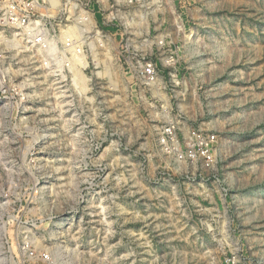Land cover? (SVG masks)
Listing matches in <instances>:
<instances>
[{
  "label": "rangeland",
  "instance_id": "obj_1",
  "mask_svg": "<svg viewBox=\"0 0 264 264\" xmlns=\"http://www.w3.org/2000/svg\"><path fill=\"white\" fill-rule=\"evenodd\" d=\"M80 3L0 21V264H264V0Z\"/></svg>",
  "mask_w": 264,
  "mask_h": 264
},
{
  "label": "built area",
  "instance_id": "obj_2",
  "mask_svg": "<svg viewBox=\"0 0 264 264\" xmlns=\"http://www.w3.org/2000/svg\"><path fill=\"white\" fill-rule=\"evenodd\" d=\"M51 0H0V21L3 26H7L15 31V33L21 37L25 36L28 40V43L32 44L34 36L36 37V42H40L45 37H50L49 33H56L61 31V28L70 21L71 18L76 19V16L81 10L86 11L80 2H84L86 6L90 8V5L93 3L94 7L96 4L100 5L98 8H101L102 11L108 12L111 10V7L104 3L110 0H60L59 3L53 4ZM118 1L120 7H133L140 6L149 0H115ZM151 3L157 5L159 0H150ZM103 3V5H102ZM109 8H108V7ZM93 9V8H92ZM87 12V11H86ZM87 21L78 20V26L80 31H84L86 24L90 19L87 15ZM77 22V20H75ZM99 33V32H97ZM99 37L101 35L97 34ZM69 36V35H68ZM53 38V37H52ZM82 38V37H81ZM87 37H83L81 40H77L75 43L71 41L68 49H74L75 53H83L84 46L96 49V44L92 43V40H95L94 36H90L89 41H86ZM35 42V43H36ZM98 43L100 48H105V43L103 40ZM37 44V43H36ZM63 59L66 58L63 56ZM147 76L152 77L155 73L154 67L151 63L146 64ZM208 159H211V156H207Z\"/></svg>",
  "mask_w": 264,
  "mask_h": 264
},
{
  "label": "bare ground",
  "instance_id": "obj_3",
  "mask_svg": "<svg viewBox=\"0 0 264 264\" xmlns=\"http://www.w3.org/2000/svg\"><path fill=\"white\" fill-rule=\"evenodd\" d=\"M59 1L60 0H51L50 2H52L53 4H57V3H59ZM86 11H84V10H81L79 13H78V15H77V18H76V20H77V22H75L74 24H68V25H66L65 27H62L61 28V33L63 34V35H66V36H70L71 34H73V36H74V33H77V31H79L80 30V27L78 26V20H80V21H87V18H88V16H87V13H85ZM84 21V22H85ZM91 21V20H90ZM88 25H86V27H87ZM78 34V33H77ZM76 34V35H77ZM15 35V37H14V39H13V41H12V43L14 42V43H17V44H19L20 42H19V38H17V37H19V35H17V34H14ZM36 37L37 36H34V38H33V45L34 46H40V47H42V48H46V49H48V50H50V51H55L56 50V41H55V38H52V37H49V38H47V37H45V38H43L40 42H36ZM60 37V36H59ZM71 37H72V35H71ZM1 38H2V35H1ZM78 38H79V36H78ZM72 39V38H71ZM74 39V38H73ZM76 39V38H75ZM81 39V38H80ZM67 41H68V39H67ZM37 44H36V43ZM23 43V42H22ZM67 45V44H66ZM68 48V47H67ZM74 61L76 62V63H81V64H83L84 62H85V54H84V52L83 53H75L74 52ZM76 76H78V72H76Z\"/></svg>",
  "mask_w": 264,
  "mask_h": 264
}]
</instances>
